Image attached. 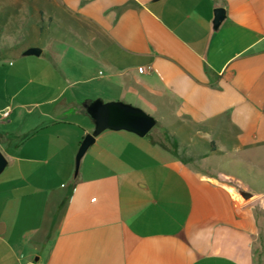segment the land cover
<instances>
[{
    "label": "crops",
    "instance_id": "crops-1",
    "mask_svg": "<svg viewBox=\"0 0 264 264\" xmlns=\"http://www.w3.org/2000/svg\"><path fill=\"white\" fill-rule=\"evenodd\" d=\"M0 30V264L257 263L264 0H0ZM97 99L158 120L173 156L155 162L161 134L105 131L75 175Z\"/></svg>",
    "mask_w": 264,
    "mask_h": 264
},
{
    "label": "water",
    "instance_id": "water-1",
    "mask_svg": "<svg viewBox=\"0 0 264 264\" xmlns=\"http://www.w3.org/2000/svg\"><path fill=\"white\" fill-rule=\"evenodd\" d=\"M159 1V0H156ZM226 17L223 8L214 10L213 29L217 30ZM41 49L29 48L25 56H39ZM84 108L90 116L94 129L83 138L75 158V175L78 174L81 160L94 145L96 138L105 131H125L140 138L146 137L156 125V120L139 108L119 101L103 102L100 99L85 103ZM8 166V160L0 151V175Z\"/></svg>",
    "mask_w": 264,
    "mask_h": 264
},
{
    "label": "rangeland",
    "instance_id": "rangeland-1",
    "mask_svg": "<svg viewBox=\"0 0 264 264\" xmlns=\"http://www.w3.org/2000/svg\"><path fill=\"white\" fill-rule=\"evenodd\" d=\"M28 31L30 32V30H28ZM30 41L31 42L41 43V40H39V37H37V35H36L35 38L28 39V42H30ZM21 42H22V44L24 43L23 40ZM12 44H13V39L5 37V35L3 34V30H0V57H7V54H9V52H6V49L5 48H7L8 46H10ZM44 97H46V96H44ZM40 99H41V97H40ZM160 130H161V126L159 124V121L157 120L155 127L151 130V132L148 134V136L144 137L143 140H149L148 138H150V136L155 135V134L159 135V137H160V134H161V131ZM181 131L184 132L183 130H181ZM120 132H125V131H120ZM160 140H161V142H163L166 145H168V147H170L172 151L170 152V154H169L168 157H167V154H164L163 156H158L157 155L156 157H154V159L156 160L155 161L156 163H161L163 161H167V159H169V158H171L173 156V153L175 151V148H173L171 146L172 145L171 142L168 141V140H166V137L165 136L162 137V134H161ZM183 145L186 147V149H189L190 150V142L183 141ZM3 155H4V153H3ZM4 156L6 157V159L8 161H10V157H8L6 155H4ZM150 161L152 162L151 159H150ZM11 168L12 167H7L4 170V172L0 175V183L5 182L6 179L10 178V176L13 175V172H12V169ZM83 168H84V165H83V163L81 161L80 168H79V172L80 173L82 172ZM14 175L16 176L15 173H14ZM41 207L42 206L40 204L37 206V205L33 204V202H31V205L28 204L26 206V210L25 211L22 210V213H24V215L27 218L28 226L29 225H34V224L37 225L39 223V219H40L39 208H41ZM35 212H37L36 213V216H38L37 219H36L37 221H33V217H35ZM19 213L21 214V212H20L19 209H15L14 211H12V213H10L9 212V208L7 209V212H6V214L9 215L10 217H13L15 221L17 219L19 220V215H20ZM263 235H264V232H263ZM259 252L260 253L257 256V263L256 264H264V236H263V240H262V248L259 249Z\"/></svg>",
    "mask_w": 264,
    "mask_h": 264
},
{
    "label": "built area",
    "instance_id": "built-area-1",
    "mask_svg": "<svg viewBox=\"0 0 264 264\" xmlns=\"http://www.w3.org/2000/svg\"><path fill=\"white\" fill-rule=\"evenodd\" d=\"M147 70H148L147 68H144V67H143V68H140V69H139V72H140V73H144V72H146ZM7 116H8V113L4 114V117H7Z\"/></svg>",
    "mask_w": 264,
    "mask_h": 264
}]
</instances>
